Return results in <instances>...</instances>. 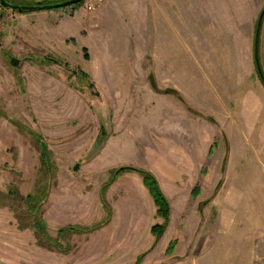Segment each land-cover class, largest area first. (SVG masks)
I'll list each match as a JSON object with an SVG mask.
<instances>
[{"label":"rangeland","instance_id":"obj_1","mask_svg":"<svg viewBox=\"0 0 264 264\" xmlns=\"http://www.w3.org/2000/svg\"><path fill=\"white\" fill-rule=\"evenodd\" d=\"M186 1L166 54L184 69L168 83L150 72L146 0L0 5V264H264V147L244 149L240 132L213 131L206 114L224 79L264 94L254 56L264 0ZM257 46L264 75V17ZM122 167L153 174L168 200L157 240L151 227L164 220L141 177ZM40 186L39 212L59 247L38 243L31 213L8 194Z\"/></svg>","mask_w":264,"mask_h":264},{"label":"crops","instance_id":"obj_2","mask_svg":"<svg viewBox=\"0 0 264 264\" xmlns=\"http://www.w3.org/2000/svg\"><path fill=\"white\" fill-rule=\"evenodd\" d=\"M186 2V0H146L145 12L147 19V52L152 59L149 68L152 76L162 79V83L172 82L174 79H171V75L173 76L172 73H174V70L176 71L177 68L179 69V74H181L184 69V64L181 65V61L171 65V61L168 59L166 54L171 52L172 45L170 44L175 42L173 39L176 38L174 37L175 35L173 37L171 36L169 30H176L177 27L178 30H181V23L183 28L185 26V7H183L184 15L181 20L180 5H185ZM111 4V1L105 2L103 9L102 5H100L93 18L97 20V17L102 16V11L104 13L108 5ZM176 5H178L179 9L178 14H176ZM246 82L247 84L250 83L249 81ZM213 86L211 88L212 92H210L211 108L208 113L206 112V114L212 117L215 121L210 125L211 129L213 131L215 129L217 133L224 132L226 136L227 133L232 131L240 132L241 139L239 140H241V145L244 149L263 148L264 94L260 96L259 92H261V90L256 82L254 83V86H250L252 90L257 89V92L259 93L258 95L260 97L255 98L253 96L254 90L251 91L250 89L244 92L245 87H243L242 83L240 84V88L237 89L233 82L231 83L230 81L224 79L223 83H216V85L214 87ZM197 100H200V104ZM202 106H204L202 98L196 99V107L199 108L200 112H203ZM208 125L209 124L206 122L205 126L208 127ZM217 136L218 135H216V137ZM261 154L263 155V151H261ZM249 159V155L244 158L250 169ZM260 167L263 168L262 171L264 172L263 158L260 160ZM244 169V175H247L246 168ZM259 182L260 186L264 184L262 179H260ZM260 203H262L261 197ZM260 206H262V204H260ZM260 210H264V208H260ZM262 222L263 221L261 219L259 225L260 228L264 227V225L262 226ZM261 237L264 238L263 232L260 235V238Z\"/></svg>","mask_w":264,"mask_h":264},{"label":"trees","instance_id":"obj_3","mask_svg":"<svg viewBox=\"0 0 264 264\" xmlns=\"http://www.w3.org/2000/svg\"><path fill=\"white\" fill-rule=\"evenodd\" d=\"M8 1V0H6ZM65 0H43V1H37L35 3H23V4H17V5H27V6H41V5H51L55 3H59ZM9 2V1H8ZM84 2V1H83ZM78 3L76 5L82 4ZM14 4L13 2H9ZM72 5V7L76 6ZM33 11L31 9L21 10L19 12H30ZM85 56L87 57V50L84 49ZM258 61V58H257ZM256 64V61H255ZM256 69L258 72V77L261 80V82L264 85V75L260 69L259 62L256 64ZM122 172L127 171H136L137 174L141 177L143 185L148 190V193L150 194L154 205L157 209V215L160 216L164 220V224H155L151 227V232L155 235L156 239L161 236L163 230L165 229V223L168 222L169 216H170V205L168 203V200L166 199L165 195L161 191L158 182L156 178L151 174L150 172L138 168L133 167H122ZM46 187V186H45ZM45 187L40 186L35 194L27 195L23 197L16 189H13L9 191V195L14 197L15 199H18L21 203L25 204L26 209L31 213V217L33 219L32 224L29 225L31 229L34 230L37 240L39 244L47 243L49 245H53L55 247H59V243L56 242L55 239H53L51 236L48 235L45 224L43 222V219L41 218V212H39V203L42 201L43 198L46 197V189ZM43 188V189H42ZM105 189V188H104ZM106 190V189H105ZM104 201V200H103ZM99 226V225H98ZM93 228H97V226H94ZM70 229V232H79L78 229H73V227H68ZM61 236V233H59Z\"/></svg>","mask_w":264,"mask_h":264},{"label":"water","instance_id":"obj_4","mask_svg":"<svg viewBox=\"0 0 264 264\" xmlns=\"http://www.w3.org/2000/svg\"><path fill=\"white\" fill-rule=\"evenodd\" d=\"M84 0H65L59 3L51 4V5H41V6H27V5H17V4H12L7 2L6 0H0V5L3 6L4 8L11 9L13 11H21V10H26V9H31V10H50V9H58V8H64L72 5H76L78 3L83 2ZM264 17V9L261 11L257 25H256V32H255V39H254V53H255V61L256 64H258L257 58V51H258V36H259V31L262 23V19ZM0 19H1V14H0ZM11 63L12 65H18L19 61L15 58H11ZM42 147L45 150V145L42 143ZM76 169V166L74 167ZM120 169L117 170L119 172Z\"/></svg>","mask_w":264,"mask_h":264},{"label":"built area","instance_id":"obj_5","mask_svg":"<svg viewBox=\"0 0 264 264\" xmlns=\"http://www.w3.org/2000/svg\"><path fill=\"white\" fill-rule=\"evenodd\" d=\"M102 0H85V6L88 10H92L96 5H99Z\"/></svg>","mask_w":264,"mask_h":264}]
</instances>
